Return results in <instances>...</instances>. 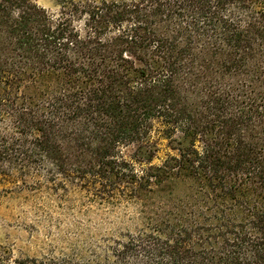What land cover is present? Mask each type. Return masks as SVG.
I'll return each instance as SVG.
<instances>
[{
    "label": "trees",
    "instance_id": "trees-1",
    "mask_svg": "<svg viewBox=\"0 0 264 264\" xmlns=\"http://www.w3.org/2000/svg\"><path fill=\"white\" fill-rule=\"evenodd\" d=\"M52 2L0 0V184L106 217L0 264H264V0Z\"/></svg>",
    "mask_w": 264,
    "mask_h": 264
},
{
    "label": "rangeland",
    "instance_id": "rangeland-1",
    "mask_svg": "<svg viewBox=\"0 0 264 264\" xmlns=\"http://www.w3.org/2000/svg\"><path fill=\"white\" fill-rule=\"evenodd\" d=\"M36 4L47 10L54 9L52 0H36ZM7 189L13 188L0 184V241L14 242L15 250L22 248L33 233L38 240L48 244L55 238L69 239L75 225L80 224V228L86 230L94 227L97 220L106 217L100 216L94 209L82 211L80 208H83V203L76 197L58 204L52 199L41 200L27 191L19 193L15 189L12 192ZM40 195L38 193L37 196Z\"/></svg>",
    "mask_w": 264,
    "mask_h": 264
}]
</instances>
